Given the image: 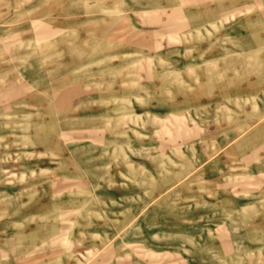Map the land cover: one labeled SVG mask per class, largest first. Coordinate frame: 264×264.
Listing matches in <instances>:
<instances>
[{
  "label": "rangeland",
  "instance_id": "rangeland-1",
  "mask_svg": "<svg viewBox=\"0 0 264 264\" xmlns=\"http://www.w3.org/2000/svg\"><path fill=\"white\" fill-rule=\"evenodd\" d=\"M243 21L264 0H0V264H264Z\"/></svg>",
  "mask_w": 264,
  "mask_h": 264
},
{
  "label": "crops",
  "instance_id": "crops-1",
  "mask_svg": "<svg viewBox=\"0 0 264 264\" xmlns=\"http://www.w3.org/2000/svg\"><path fill=\"white\" fill-rule=\"evenodd\" d=\"M238 23H237V28H238L237 30L239 31L238 35L240 36L239 37L240 39L242 38L241 41L243 42V45H245V47H243L242 52H238L237 55H238V57L241 55H244L245 51L248 50L249 55L252 54L253 58H255V60H256L255 62L258 63V65L256 64L257 66L256 65L251 66L250 64H248V62H247V64H245L244 60H246V59H244V56H243L242 61L238 62V64H237V66H238L236 69L237 77H240V75L242 74V77L244 78L245 72H247L249 74V76H252V77H248V79H250L249 81L252 82L250 86H253L255 88H264V46H262V45H264V40H262L263 37L261 35H260L259 39H256L257 34L258 33L260 34V32L262 30V24L263 23H262V21H260V22L252 21V27H251L250 22L243 21L242 31H241V25ZM246 25L248 27H251V28L248 29V27ZM257 29H258V32H257ZM263 30H264V28H263ZM249 32H253V35H250ZM246 34H249V35H246ZM250 40L253 41V46L251 48L248 47V45H247L248 41H250ZM245 41L247 42V44H245L246 43ZM241 64L243 65L242 71L240 69ZM259 134L261 136L259 143H257V144L251 143L248 146L247 144L242 142V143L237 144V146H236L237 149H235V150H239V151L243 152L248 147L251 149H254V150H257L255 148L259 147L260 145L262 147L264 145L263 141H262L264 138V128L262 130H260ZM254 159H255L254 155H250L247 157V160L253 161ZM220 191L221 190H217L216 193H222V195H223V192L222 191L220 192ZM222 198H224V197H222ZM225 198L227 199V197H225ZM220 247L222 248L223 245H220ZM195 260H199V259L197 257H195Z\"/></svg>",
  "mask_w": 264,
  "mask_h": 264
},
{
  "label": "bare ground",
  "instance_id": "bare-ground-1",
  "mask_svg": "<svg viewBox=\"0 0 264 264\" xmlns=\"http://www.w3.org/2000/svg\"><path fill=\"white\" fill-rule=\"evenodd\" d=\"M14 95V94H13ZM10 96V95H9ZM14 97V96H13ZM11 98H12V96H11Z\"/></svg>",
  "mask_w": 264,
  "mask_h": 264
}]
</instances>
